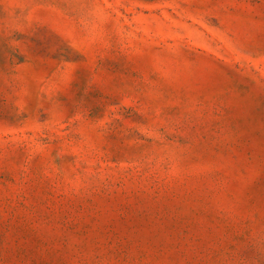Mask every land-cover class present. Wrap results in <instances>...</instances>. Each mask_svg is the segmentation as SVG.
<instances>
[{
    "label": "rangeland",
    "instance_id": "rangeland-1",
    "mask_svg": "<svg viewBox=\"0 0 264 264\" xmlns=\"http://www.w3.org/2000/svg\"><path fill=\"white\" fill-rule=\"evenodd\" d=\"M0 264H264V0H0Z\"/></svg>",
    "mask_w": 264,
    "mask_h": 264
}]
</instances>
